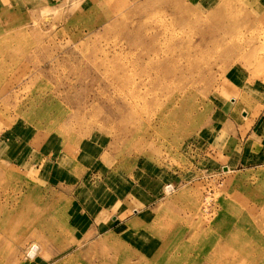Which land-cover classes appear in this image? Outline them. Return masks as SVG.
I'll use <instances>...</instances> for the list:
<instances>
[{
	"label": "rangeland",
	"instance_id": "374dc122",
	"mask_svg": "<svg viewBox=\"0 0 264 264\" xmlns=\"http://www.w3.org/2000/svg\"><path fill=\"white\" fill-rule=\"evenodd\" d=\"M0 264H264V0H0Z\"/></svg>",
	"mask_w": 264,
	"mask_h": 264
},
{
	"label": "bare ground",
	"instance_id": "6f19581e",
	"mask_svg": "<svg viewBox=\"0 0 264 264\" xmlns=\"http://www.w3.org/2000/svg\"><path fill=\"white\" fill-rule=\"evenodd\" d=\"M231 29H233V28H231ZM235 29H237V28H235ZM232 32V31H231ZM236 33H237V31H236ZM226 35V34H225ZM224 35V36H225ZM232 35V34H231ZM235 35V34H234ZM237 35V34H236ZM227 37V36H226ZM232 39V38H231ZM234 40V39H233ZM228 41H229V39H228ZM214 49V48H213ZM153 51V50H152ZM150 53H152V52H150ZM162 56V55H161ZM157 58V57H156ZM153 62V61H152ZM148 67H149V65H148ZM153 72H154V70H153ZM12 242V241H11ZM36 244V243H35ZM36 246L35 247H32V249L28 252V257L29 258H33V256L35 255V252H36ZM34 249V250H33Z\"/></svg>",
	"mask_w": 264,
	"mask_h": 264
}]
</instances>
